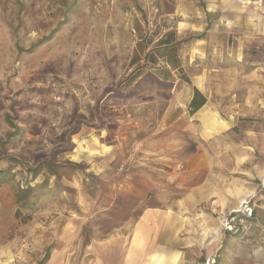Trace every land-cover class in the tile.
Returning a JSON list of instances; mask_svg holds the SVG:
<instances>
[{
  "label": "rangeland",
  "instance_id": "374dc122",
  "mask_svg": "<svg viewBox=\"0 0 264 264\" xmlns=\"http://www.w3.org/2000/svg\"><path fill=\"white\" fill-rule=\"evenodd\" d=\"M212 5L0 0V264H93L147 211L174 264H264V0Z\"/></svg>",
  "mask_w": 264,
  "mask_h": 264
},
{
  "label": "crops",
  "instance_id": "0c3cea01",
  "mask_svg": "<svg viewBox=\"0 0 264 264\" xmlns=\"http://www.w3.org/2000/svg\"><path fill=\"white\" fill-rule=\"evenodd\" d=\"M202 1L205 3V6L210 4L218 6L217 4L221 0ZM192 97L193 92L189 97V101ZM205 104L198 111H200ZM152 216H156L158 220L161 221L165 218L163 211L159 214L150 211L144 212L141 216L142 218L139 220L138 224H136V227L132 229L130 238L126 241L115 239L112 240L113 242H108L95 258L93 264H172L176 262L179 255L171 251L172 247H170V245L172 246V244H170V242L162 243L160 240L161 232L166 230L167 227L171 229V226L161 222L158 224V226H160L156 231L153 225L149 228L148 222ZM154 227L157 226L155 225ZM174 229L176 232V227ZM157 247L160 249L155 250ZM163 256L164 259L161 261ZM46 264H51V259H48Z\"/></svg>",
  "mask_w": 264,
  "mask_h": 264
},
{
  "label": "trees",
  "instance_id": "16d2710c",
  "mask_svg": "<svg viewBox=\"0 0 264 264\" xmlns=\"http://www.w3.org/2000/svg\"><path fill=\"white\" fill-rule=\"evenodd\" d=\"M170 35H172V34H168L167 37H169ZM165 54L167 55V57L165 58L166 59V61H165L166 62V66L169 67L171 65V62H176L177 61L176 60L177 58L175 56V49L173 47L166 48L165 49ZM152 59H154V58L152 57ZM154 62H155V59L152 62L153 65L155 64ZM179 69H180L179 66L174 65L171 70L178 71ZM160 74H164V75H162V77L158 76L157 78L159 80L170 81L169 80V78H171L170 72H168L166 74L165 73H160ZM182 77L179 76L180 79ZM185 82H186V84L191 85V82L189 80H186ZM205 103H206V99L203 96V94L200 91H198L196 88H193V97H192V99L190 100V102L188 104V109H189L190 115H193L194 113H196ZM47 260H48V256H46L44 258V260L40 264H44Z\"/></svg>",
  "mask_w": 264,
  "mask_h": 264
}]
</instances>
